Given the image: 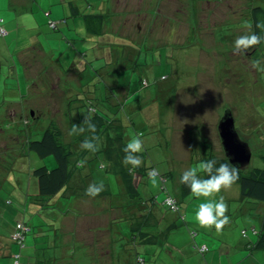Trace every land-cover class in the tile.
<instances>
[{"label": "rangeland", "instance_id": "1", "mask_svg": "<svg viewBox=\"0 0 264 264\" xmlns=\"http://www.w3.org/2000/svg\"><path fill=\"white\" fill-rule=\"evenodd\" d=\"M63 1L42 0L41 6L48 9L54 3L52 5L54 8L61 9ZM258 3L264 6V3L258 0H110V2L80 0L79 8L80 13L83 9L85 12L104 13L105 20L111 22L108 33L111 40L103 45L105 53L103 63H106V66L126 63L130 68H134L135 64L132 62L138 60L135 74L146 78L148 82L144 86L146 91L150 88L156 89L151 70L155 71L156 76L168 75V79L161 80L165 82H172L171 75L175 74L173 69H176L178 74L185 72L186 75L181 78L179 86L172 93H175L176 97L185 95L189 98L191 102L187 109L190 108L193 114H200L205 119L207 122L205 129L212 132L213 137L217 135L218 121L223 113L229 110L239 138L246 141L252 151L250 162L245 167L248 169L259 163L258 155L264 152V71L253 67V61L264 60V42L244 50H236L234 41L241 35L252 33L250 11ZM7 5L8 0H0V23L5 26L4 29L9 30L8 26L13 28L14 25L8 24L7 20L12 18L13 12L7 9ZM41 11L43 15V10ZM21 14L18 13L15 21L17 40L13 39L15 30L9 35H6V30L5 33H0V236L2 238L9 236L13 224L20 219L30 225L24 246L19 248L22 249L21 253L29 250L31 237L38 242L35 259L42 258V252H46L45 264H88L87 249L82 248L77 252L76 249H72V242L77 239L82 241L91 239L89 230L93 229V238L97 242L100 241L95 250L101 252L106 249L105 246L110 245L111 264H124V247L118 245V233L113 232V226L123 229V232L128 231L129 223L126 218L135 221L138 215H134V210L131 212L129 207H125L124 210L123 197L115 195L114 191L117 189L114 186L118 184L110 183V189L112 188L110 196L89 197L70 193L61 198L52 196L45 201L41 210L34 207L40 206L42 200L38 199L37 194L34 195L36 177L33 176L32 170L40 165L52 166L55 162L51 156L40 157L29 150L27 140L29 137L38 138L44 125L50 120H55L64 133V139L73 144L75 141L69 134L72 127L67 120V113L69 110L71 116L75 117V111L73 105L67 107L63 103L59 104L62 100L58 101L61 97L59 93L57 95V88L51 86L52 82L48 81L46 75L49 67L53 69V66L48 64L49 60L45 61V57L30 50L23 57L25 67L16 62L15 50L28 42L31 43L29 37L41 43L48 36L56 35L60 31L58 27L50 29L47 17L41 18L38 12ZM50 16L54 18L53 13ZM62 41L64 42L63 39ZM37 45L33 44V49L37 50ZM51 46L58 48L57 43ZM112 48L121 49V55L115 56L110 50ZM134 49L135 55L124 57L126 56L124 50L131 53ZM77 56L74 63L90 59L92 66L97 60L96 55L93 57L88 54L84 57L79 52ZM48 58L51 59L50 56ZM24 83L27 84V89H24ZM13 88L16 94L19 88L21 91L25 90L24 93L28 91L26 96H20L19 103H9L13 100L11 99L14 95L11 94ZM62 90L65 92L64 96L66 92L71 91L69 86ZM61 108H66L65 119L59 117L58 110ZM181 109V105L175 107L176 121L182 120L186 112L185 109L184 111ZM142 110L146 117L156 112V109L150 108L149 105L142 106ZM217 115L219 118L211 129L209 120L217 118ZM181 132L179 130L174 136L183 143L186 138L179 136ZM145 135H148L146 131ZM158 142L155 151L160 150L156 152L159 160L155 159L143 170L142 176L147 183L136 186L138 197L143 203L150 204L151 198L159 196V199H163L166 195L163 189L167 188L165 182L159 183L157 180V183L153 184L149 176V172L156 169L158 172L156 179L161 178L160 176L165 178L162 167L171 152L168 141L166 146L164 142ZM78 145L80 146L81 142ZM87 156L90 157V154L84 151L78 153V161L81 159L86 163L84 167L79 163L78 170H82L84 174L90 173V179L99 173H106L104 169L98 167L100 156L91 161L86 160ZM78 190L79 186L74 188V191ZM239 193V185L233 183L210 197L218 199L223 196L228 205L225 214L230 219L220 230L214 226H201L195 218L198 204L209 198H197L192 192L188 193V198L179 204L184 221L179 218L177 212L172 213L176 216L174 229L178 234L182 232L179 234L181 243L188 240L189 244L190 241L183 234L185 228L194 230L200 237L212 241L215 247L222 244L225 249L234 244L232 237L239 235L241 227H246L250 231L244 217L246 212L243 210V204L247 200L235 195ZM158 207L160 208V205ZM252 220L254 223L257 222L255 218ZM106 227L112 230L110 238L107 231H100ZM57 240L62 242L59 243ZM102 240H107L106 245L102 244ZM172 244L168 239L166 241L159 239L154 245L151 257L156 258L157 249L159 251L157 255L163 256L161 251L174 246ZM192 245L191 240L190 246ZM33 248L31 250L35 252ZM4 259L6 262L9 257ZM144 264H149L148 259Z\"/></svg>", "mask_w": 264, "mask_h": 264}, {"label": "crops", "instance_id": "2", "mask_svg": "<svg viewBox=\"0 0 264 264\" xmlns=\"http://www.w3.org/2000/svg\"><path fill=\"white\" fill-rule=\"evenodd\" d=\"M41 1L42 0H8L7 9L13 12V16L11 19H8L7 22L8 24H12L14 26H12L13 28L8 26L9 30L5 29L6 35H9L12 30H15L14 34L18 32L16 30L17 27L15 26V21L17 20L18 13L28 14L38 12L41 18L47 17V23L50 29H56L58 27V29L60 30L58 31L59 34L57 33L56 35H50V37L48 36V38H45V41H41V43L37 42L34 39H30L29 37V41L31 40V43L28 42V44L23 45L19 49L15 50L17 57L16 62H20L24 65L23 57L24 55L28 54L30 50H34V53L45 57V61H50V63L48 64L50 66H53V69L52 67H49L48 71H46V75L48 77V81L50 83L52 82L51 86L57 88V95L59 93L61 97V99H59L58 101L62 100L61 102H59V104L63 103L67 107L69 105L74 106L73 108L75 111V117L71 116L69 110V113H67V120L70 121L71 127L74 124L82 127L75 121L91 116L86 107V103H88V100L90 99L93 100L94 103H97L98 106L103 109V112L105 111L109 113L111 111H115L114 107L110 105L111 102H114L115 95L118 97L120 102H123L125 104L124 108L126 110V114H128V117L126 119L121 117L119 119L120 123H116V126L104 127L100 129L96 128L97 130L95 131V133H92L88 129H85L84 132L78 135H72L75 142L72 144L71 141H66L71 143L75 158H77L79 151L81 152L83 150L81 148V145H78L79 142L82 143L84 139L89 137L91 138L93 135L96 137L94 143L97 145V149H100L101 147L105 148L108 146H112L111 142L113 143V146L116 147L117 141L114 140L112 136H117L118 134L122 135L123 137L121 141L126 143H128L132 137L139 136L143 141V148L142 151L136 153V155H139L141 157L142 163L139 167L133 168V171L131 172L132 182L134 187L136 188V186H138L137 184L144 185L147 183L142 176V173L144 172L143 170L147 168L150 163L155 161V159L159 160L157 153L158 151L160 152V150L155 151L156 147H158L159 144L158 141L164 142L165 146L166 142L168 141L169 151L171 153L170 157L166 160V163L162 167V171L164 173V175H162L165 176V178H162V176H160L162 179L159 178L157 180L159 183L160 181L165 182V186L167 187H164L165 192L174 196L180 204V202L188 198L187 194L191 193L189 188H187V192L183 191V186L180 182V176L182 172L188 167H196L199 164L197 162L200 161V158L203 157V153H206V151H208V148H210L211 153L216 156L224 155L218 135V130L217 135L215 134V137H213L212 132H210L208 129H205L207 128V122L205 121V119H203L200 114H193L190 108L187 109L191 102L189 98H186L187 96L185 95L176 97L174 95L175 93H172L173 90H175V88H172L171 86L172 83L161 81L159 79L157 80V76L154 70H151V74L153 80L156 79V89L150 88L146 91L144 89L145 85L143 86L141 84V82L139 81V77L135 74V70L138 67L136 65L138 64V60H136V62L135 60L134 62H132L133 64H135L134 68H130L126 63H115L112 65L109 64L107 66L106 63H103V61L105 62L103 45L106 44L108 40H111V35H108V33H110L111 22H107L105 20L104 13L85 12L84 9L82 10V13H80V0H64L61 3V9L54 8V6H52L54 5V3H52L50 7H48V9L43 8V6H41ZM107 1L110 2V0ZM260 2L264 3V0H261ZM41 10H43V15ZM52 13L54 14V18L50 16ZM85 13L103 15L101 29L98 33H94L88 29L83 17V14ZM50 19L56 22V26L54 28L50 27L49 25ZM3 27L5 28L4 25ZM14 34L13 39L17 40V34ZM62 39L64 40V42L62 41ZM53 43H57L58 48H52L51 45ZM33 44H38L37 50L33 49ZM82 50L85 51L82 52ZM110 50L113 51L115 56L121 55V49L115 50L112 48ZM79 52L84 55V57H86L88 54L93 55V57L94 55H96V63L91 66L92 61L90 59L85 60L84 62L81 61L78 63H74V60L77 59V55ZM123 52L124 55H126L124 57L133 56L136 54L135 49L131 53H128V50H124ZM49 56L51 57V59H47V57ZM24 71L25 73L27 72L26 68L24 69ZM138 72H140L139 69ZM184 75H186L185 72H183V74H179V76L175 80V84L177 87L179 86L181 82L180 80L184 77ZM23 86L24 89H27L26 83H24ZM67 86L70 87L71 91L66 92V95L64 96L65 92L62 89ZM13 91L14 88L13 90H11V94H14L13 96H11V99L13 100H10L9 103H19L20 96H26V94L28 93L27 90L26 93H24L25 90L21 91L20 88L18 94H16L17 92ZM111 92L113 93V95L109 100H107L105 98V94L110 96ZM57 95L55 96L56 98H58ZM144 105H149L150 108L156 109V112L151 116L146 117L142 110V106ZM177 105H181L182 111H184V109L186 110V112H184L183 119L180 121H176L175 119L177 116L174 115L175 107ZM58 111L60 112L59 117L61 119H65L64 114H66V108H61ZM218 118L219 116L217 115V118H212V121L209 120L211 129H213V125H216ZM181 125L183 126L180 127ZM179 130L180 132L182 131V134H180L179 136L181 138H186L184 139L183 143L181 142V139H179L178 141V139H175L174 136ZM145 131L148 134L147 136H144ZM201 142L202 144H200ZM120 157L121 159L124 158L121 155ZM89 158L90 157L87 156L86 160H88ZM103 159L107 160V158L100 156L99 161H104ZM89 161L91 160L89 159ZM80 162L81 159L79 161L77 160L76 167H73V171L71 173V179L69 183V186L73 188L71 189L73 190V192L71 193H75L76 196L85 195L79 193H83L86 189L85 187L92 183V181L99 182L100 180L104 181V183H107L108 185H110V183L118 184L116 187H118L120 190H124L123 182L119 177V173L113 174V172L111 171H114V169L112 168L115 166L114 165L113 167H111V164H115L116 162L112 163L111 160H108L111 170L106 171L105 174L99 173L95 176V178L92 179H90V173L84 174L82 170L77 169L80 168ZM85 164L86 163L84 162L83 167L85 166ZM248 164L244 165L243 167H247ZM202 174L200 173V175ZM77 186H79L80 190L74 191V188ZM67 193L70 194L69 192ZM121 193L124 199V210H126L125 207H129L131 208V212L132 210H134V215H139L142 212L145 213L148 210V203L142 204L143 202L140 201V199L134 197L135 202L131 206V204L127 201V195L123 192ZM35 194H37L38 199L42 201L39 203L40 206L34 207L38 208V210H41L43 209L46 201L45 196L38 193L36 189L34 191V195ZM235 195L240 196V199H244V197L240 193ZM56 197L58 198V194H56ZM158 197L159 196L156 197V201H152V203L149 204L150 210L153 211L150 214L157 215L161 210L165 211V206H163V204H161L159 201L162 199H159ZM159 205L160 208L158 207ZM259 206L260 207L258 208V212L255 214H252L251 212H249L246 206H243V210L244 212H246L244 216L245 221L249 229H252L253 227L256 228V226L260 227V213L262 207L261 205ZM172 213L173 212L165 211L160 222H158L157 224L145 225L143 229L148 232L157 233L160 230L165 229L172 223L176 224V216ZM252 218H255L257 222L254 223V220H252ZM126 219L129 223L130 218ZM19 221L21 220L19 219L15 221L11 228V231L14 229L16 222ZM174 227L169 230L166 238L164 239L165 241L167 239L172 241V245L174 246H169L165 251H161V254L163 256L157 255L159 253L157 249L156 258L155 256L151 257L152 252L154 253V245L157 244L159 240L155 243H141L136 246V249L139 250L138 254L144 257V261L142 262V264L145 263L146 259H148L149 264H264V251H256L254 249H251L254 235L250 233L249 230L246 229V227H241L239 229V235L237 234V237L235 238L232 237V239L234 240V244L231 245L232 247L229 246L227 249H225L222 244L215 247L212 241H209L207 238L200 237L196 232L194 236L195 242L197 244H205L208 247L207 251L203 255L198 253L190 246V241L193 240V238L190 236L189 228L187 230L185 228L183 231V234L190 239L188 244V240L181 243L179 234H182V232L178 234ZM113 229V232L118 233V245L124 247V264H136V258L133 254V250L130 249V247L128 249V245L130 243V227L128 228V231L124 232L123 229L116 228L115 226H113ZM243 229L246 231V236L242 235L241 231ZM89 231L92 238L86 241H82L81 239L74 240L72 242V249H76V251L78 252L80 249L86 248L89 257L87 259L88 264H94L95 262H102V264H111L109 256L111 246H105L106 249H103L101 252L95 250L96 248H98L97 245L100 243V241L97 242L95 238H93V229ZM100 231H107V234L109 233L108 236L110 238V232H112L110 227H106V229H101ZM174 239L178 242H175ZM106 241L102 240V244L106 245ZM57 242H59V240H57ZM61 242L62 241H60L59 243ZM37 244L38 242L36 240H32L30 237V243L28 245L29 250L27 252L25 251L23 254L21 253L22 249L20 250L18 245L10 239V234L9 236L4 238L0 236V258H3L0 259V264H12L13 255L15 252H18L21 260L26 261L28 264H45L44 257L38 258V260L33 257V255L37 253ZM32 247H34L33 249H35V252L34 250H31ZM59 247H62V245H59ZM143 252L148 254H145L146 258ZM4 257H9V259H6L5 262ZM96 259L97 261H94Z\"/></svg>", "mask_w": 264, "mask_h": 264}, {"label": "trees", "instance_id": "3", "mask_svg": "<svg viewBox=\"0 0 264 264\" xmlns=\"http://www.w3.org/2000/svg\"><path fill=\"white\" fill-rule=\"evenodd\" d=\"M261 1V0H260ZM251 25H252V32L256 31L260 33V30L256 29L255 24L258 20H264V6L261 3H258L254 5L251 9ZM83 17L85 19V23L88 27V29L94 33H98L101 29V23L103 20L102 14H83ZM50 27L54 28L56 26V22L53 20H49ZM3 27V25L0 23V27ZM4 28V27H3ZM5 30V29H4ZM261 35H264V33H260ZM262 43V42H261ZM260 43V44H261ZM259 45V44H258ZM173 72L175 74H172V88L176 89L175 80L179 76L176 69H173ZM169 76L166 74L157 75L156 79L158 80H166ZM154 79V81H156ZM139 81L141 84L147 85V80L145 77L139 76ZM173 90V89H172ZM113 93L111 92L110 96L105 94V98L107 100L112 97ZM114 102L110 103L111 106L114 107L115 111L111 112H103V109L98 106V104L94 103L93 100H88V103H86L87 110L89 114H91L90 117H87L91 120L92 123L95 124L97 129L104 128V127H110V126H116V123H120V118L123 117L126 119L128 117V114H126L125 110V104L123 102H120L118 97L114 95ZM120 112V113H118ZM78 124H80L84 129H88V121L86 118L84 119H78ZM76 122V121H75ZM77 123V122H76ZM96 129V130H97ZM28 131V130H27ZM30 130V135H31ZM90 138V137H89ZM114 140L117 141V146H113V143L111 142L112 146L108 147H101L100 149H97V152H89L87 150H82L81 152H86V154H90L89 158L90 160L96 159L99 156H102L104 158H107V160L103 159L104 161H100L98 163V167L101 169H104L105 171H109L110 164L108 160H111L112 163L116 162L115 164H111V167H114L111 170L113 174L119 173V177L121 178L124 186L123 189H119L118 187L114 186L116 191L115 195H121L122 193H125L128 197V202L131 204H134L135 199L134 197H138L137 189L134 187L132 182V175L131 172L133 171V167L131 165H125L123 163V159H121L120 155L124 157L125 153L123 151L124 146L127 144L126 142H122L121 139L123 138L122 135H115L112 136ZM202 144V142L200 143ZM27 146L28 149L31 151H34L38 156L40 157H46L51 156L54 159L55 164L52 166L47 165H40L35 167L32 170L33 176L36 177V190L41 195L45 196V200H48L49 198H52V196H56L58 194V197L61 198L65 195H69L67 192L71 193L73 192L72 187L69 186L70 179H71V173L73 171L74 165L76 166L78 158H75L74 156V150L72 149V145L70 142L66 141L64 139V133L58 123L55 120H50L44 125L43 130L41 131V134L36 139H31L30 137L27 140ZM80 152V151H79ZM259 163L256 165H253L246 169L245 167H239V179L235 182L239 185L240 194L247 200L246 203L243 204V206H246L249 212L252 214H255L258 212V208L261 205V213H260V227H253L249 232L254 235V240L252 241L251 249H254L256 251H264V152L258 155ZM88 159V161H89ZM214 159L220 163L228 161L225 154L223 156H216L211 153L210 148H208V151L206 153H203V157L200 158V161L197 163H200L202 160H209ZM121 163V164H120ZM202 174V172H201ZM201 176H205L203 173ZM163 178V177H162ZM182 184V183H181ZM110 185L107 183H104V191L101 192L97 197L100 196H110L112 188H109ZM183 191L187 192L188 187L183 185ZM165 189V188H164ZM136 191V192H134ZM67 193V194H66ZM79 194H85V191ZM167 197H171L175 200L176 207L171 208L165 201ZM156 198H151L150 204L152 201H156ZM142 201V200H140ZM163 206H165V211L170 212H177L179 214V218L184 221V216L180 213V205L177 199L172 196L169 193H166V195L163 197L162 200H159ZM245 201V200H244ZM147 204V202H145ZM144 204V203H142ZM148 210L145 213L139 214L135 221L130 220L129 227V245L128 249L133 250V254L135 256V262L136 264H142L144 261V257H142L140 254H138V249H136V246L141 243H155L159 239H165L166 235L168 234L169 230L175 226V223H172L171 225L167 226L165 229L160 230L157 233L148 232L144 228L145 225H151V224H157L161 221L164 210L160 211L159 214L154 215L150 214L153 211L150 210L149 204H147ZM150 215V216H149ZM22 223L26 229L22 233L23 238L21 240L13 238V233L17 230V224ZM39 226H37V229ZM30 225L21 220L19 222H16L14 229L10 233V238L13 242H15L19 248H22L24 246L25 237L26 234L29 231ZM242 235L246 236V231L243 229ZM196 232L194 230L190 231V236L193 238V245L192 248L195 249L198 253L203 255L208 247L205 244H197L194 240ZM141 241V242H140ZM50 246V245H49ZM202 246L205 248L202 249ZM51 247V246H50ZM46 252H42V257H45ZM37 255V253L35 254ZM33 257H35L33 255ZM18 260L22 264H28L26 261H22L21 257L18 252H15L13 255V261L12 264H14V261Z\"/></svg>", "mask_w": 264, "mask_h": 264}, {"label": "clouds", "instance_id": "4", "mask_svg": "<svg viewBox=\"0 0 264 264\" xmlns=\"http://www.w3.org/2000/svg\"><path fill=\"white\" fill-rule=\"evenodd\" d=\"M255 27L260 30V33H264V20H258ZM260 33L253 31L250 34L237 37L234 41L236 50H244L250 46L264 42V35ZM253 67L259 71H264V60L257 59L253 61ZM86 120L88 121V130L95 133V124L87 117ZM84 131L85 129L83 127L74 124L69 134L78 135ZM95 140L96 137L94 135L91 138L84 139L81 143V148L89 152L97 151V145L94 143ZM142 148L143 141L141 138L139 136L132 137L123 148L125 153L123 163L125 165H131L133 168L139 167L142 160L136 153L141 152ZM83 163L84 161L80 162L81 165ZM201 172L205 174L206 178L200 175ZM157 175L158 172L156 169H152L149 172L153 184L157 183ZM238 179L239 167L232 163L231 159L222 163L214 159L202 160L196 167H188L182 172L180 182L187 186L195 197L209 198L205 202L199 203L195 211V218L201 226H214L217 230H220L229 222L230 218L225 214L228 211V205L224 197L220 196L218 199H211L210 197L214 193H219L222 188L230 187ZM103 191V181L92 182L85 189V195L96 197Z\"/></svg>", "mask_w": 264, "mask_h": 264}, {"label": "water", "instance_id": "5", "mask_svg": "<svg viewBox=\"0 0 264 264\" xmlns=\"http://www.w3.org/2000/svg\"><path fill=\"white\" fill-rule=\"evenodd\" d=\"M218 135L226 158L238 167L248 164L251 151L248 144L241 140L234 128V120L229 110H226L217 124Z\"/></svg>", "mask_w": 264, "mask_h": 264}, {"label": "built area", "instance_id": "6", "mask_svg": "<svg viewBox=\"0 0 264 264\" xmlns=\"http://www.w3.org/2000/svg\"><path fill=\"white\" fill-rule=\"evenodd\" d=\"M0 33H2V34L5 33V30L2 26L0 27ZM165 201L171 208L176 207L175 200L172 199L171 197H167L165 199ZM25 229H26V227L22 223H18L17 224V230L13 233V238L21 240L23 238L22 233L24 232ZM204 248L205 247L202 246V249H204ZM14 264H22V263H20L18 260H15Z\"/></svg>", "mask_w": 264, "mask_h": 264}]
</instances>
